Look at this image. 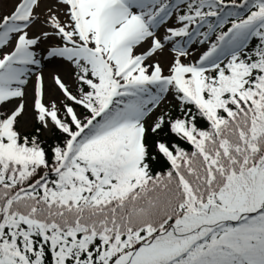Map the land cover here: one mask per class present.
Wrapping results in <instances>:
<instances>
[{
	"label": "snow or ice",
	"instance_id": "snow-or-ice-1",
	"mask_svg": "<svg viewBox=\"0 0 264 264\" xmlns=\"http://www.w3.org/2000/svg\"><path fill=\"white\" fill-rule=\"evenodd\" d=\"M0 264H264V0L0 14Z\"/></svg>",
	"mask_w": 264,
	"mask_h": 264
},
{
	"label": "rangeland",
	"instance_id": "rangeland-1",
	"mask_svg": "<svg viewBox=\"0 0 264 264\" xmlns=\"http://www.w3.org/2000/svg\"><path fill=\"white\" fill-rule=\"evenodd\" d=\"M16 3V0H0V14L8 13L12 10ZM62 72L61 68L49 67L46 69V73Z\"/></svg>",
	"mask_w": 264,
	"mask_h": 264
}]
</instances>
